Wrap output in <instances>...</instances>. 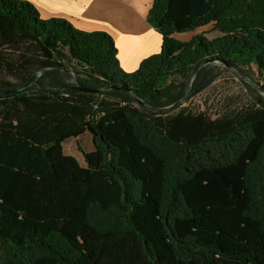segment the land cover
<instances>
[{
    "label": "trees",
    "instance_id": "trees-1",
    "mask_svg": "<svg viewBox=\"0 0 264 264\" xmlns=\"http://www.w3.org/2000/svg\"><path fill=\"white\" fill-rule=\"evenodd\" d=\"M146 20L160 51L125 72L108 33L0 0V91L19 88L0 95V264H264V96L242 81L255 100L215 116L145 106L207 58L264 77V0H153ZM85 133L81 165L62 143Z\"/></svg>",
    "mask_w": 264,
    "mask_h": 264
},
{
    "label": "crops",
    "instance_id": "crops-1",
    "mask_svg": "<svg viewBox=\"0 0 264 264\" xmlns=\"http://www.w3.org/2000/svg\"><path fill=\"white\" fill-rule=\"evenodd\" d=\"M25 1L33 4L44 19L62 18L81 31L108 33L114 41L119 66L125 72L134 71L144 58L160 51L161 35L146 20L153 0ZM185 33L173 36L180 38Z\"/></svg>",
    "mask_w": 264,
    "mask_h": 264
},
{
    "label": "rangeland",
    "instance_id": "rangeland-1",
    "mask_svg": "<svg viewBox=\"0 0 264 264\" xmlns=\"http://www.w3.org/2000/svg\"><path fill=\"white\" fill-rule=\"evenodd\" d=\"M196 33H204L209 38L216 35L215 32L211 31V24H208L180 35L181 39H178L189 40L192 35ZM250 70V76L246 77L252 80L253 84H249L261 94V92L257 90V87L261 86L264 88V77L258 75L254 66H252ZM242 81L245 80H242L233 70L220 66L219 74L210 86L197 96L184 102L183 105L190 108L198 107L200 110H206L212 114V116L227 109L237 108L251 100H255L256 96L254 92H251V90L245 87ZM62 147L65 154L75 157L81 165H84L83 151L87 152L92 149L91 137L88 133H85L78 138H70L63 142Z\"/></svg>",
    "mask_w": 264,
    "mask_h": 264
},
{
    "label": "water",
    "instance_id": "water-1",
    "mask_svg": "<svg viewBox=\"0 0 264 264\" xmlns=\"http://www.w3.org/2000/svg\"><path fill=\"white\" fill-rule=\"evenodd\" d=\"M220 63L222 64L223 66H225L226 68L228 69H231L233 70L242 80H245L247 81L248 83L250 84H253V81L248 79L246 76H244L243 74H241L238 70L234 69L233 67H231L227 62H225L224 60H221V59H218V58H207V59H204L200 62H198L192 69L191 71L189 72L188 74V77H187V80H186V88H185V92L183 94V96L177 100L176 102L168 105V106H164V107H152L150 105H145L147 108H150L154 111H157V112H164V111H168L170 109H173L175 108L176 106L178 105H181L185 102L187 96H188V93H189V87H190V83L195 75V73L197 72V70L206 65V64H210V63ZM63 88H66V89H73V90H79V91H88V92H93V91H98V90H101V89H95V88H88V87H85V86H82L80 84H68V85H64L62 86ZM108 87H106L105 89H107ZM19 88H15V89H12V90H6V91H0V95H3V94H6L8 92H12V91H16L18 90ZM257 90L259 92H261V94L264 96V88L261 87V86H258L257 87ZM129 92L131 93L133 99L137 102H140L139 99L134 95V93L129 89Z\"/></svg>",
    "mask_w": 264,
    "mask_h": 264
}]
</instances>
